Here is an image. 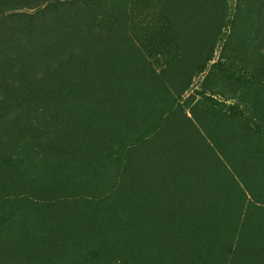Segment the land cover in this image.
<instances>
[{"label": "rangeland", "instance_id": "rangeland-1", "mask_svg": "<svg viewBox=\"0 0 264 264\" xmlns=\"http://www.w3.org/2000/svg\"><path fill=\"white\" fill-rule=\"evenodd\" d=\"M0 264H264V0H0Z\"/></svg>", "mask_w": 264, "mask_h": 264}, {"label": "trees", "instance_id": "trees-1", "mask_svg": "<svg viewBox=\"0 0 264 264\" xmlns=\"http://www.w3.org/2000/svg\"><path fill=\"white\" fill-rule=\"evenodd\" d=\"M120 102H122V100H121V101H120V100H118V101H117V104H118V103H120ZM121 109H122V108H121Z\"/></svg>", "mask_w": 264, "mask_h": 264}]
</instances>
